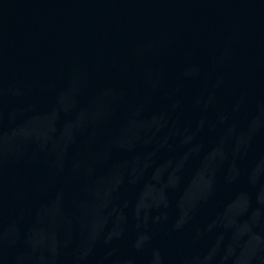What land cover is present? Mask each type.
Segmentation results:
<instances>
[{
	"label": "water",
	"instance_id": "95a60500",
	"mask_svg": "<svg viewBox=\"0 0 264 264\" xmlns=\"http://www.w3.org/2000/svg\"><path fill=\"white\" fill-rule=\"evenodd\" d=\"M0 264H264V0H0Z\"/></svg>",
	"mask_w": 264,
	"mask_h": 264
}]
</instances>
